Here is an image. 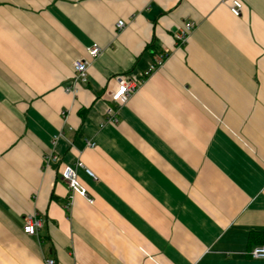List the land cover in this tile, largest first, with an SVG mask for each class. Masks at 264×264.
I'll return each mask as SVG.
<instances>
[{"label": "crops", "instance_id": "obj_1", "mask_svg": "<svg viewBox=\"0 0 264 264\" xmlns=\"http://www.w3.org/2000/svg\"><path fill=\"white\" fill-rule=\"evenodd\" d=\"M231 1L0 0V264H264V0ZM79 159L93 202L61 178Z\"/></svg>", "mask_w": 264, "mask_h": 264}, {"label": "built area", "instance_id": "obj_2", "mask_svg": "<svg viewBox=\"0 0 264 264\" xmlns=\"http://www.w3.org/2000/svg\"><path fill=\"white\" fill-rule=\"evenodd\" d=\"M243 3L240 0H232L230 4L231 12L239 16L242 13ZM126 26V21L120 19L116 23L117 29H122ZM194 23L187 22L182 27V30L177 34V39L182 44L187 41L190 31L192 30ZM102 51V48L97 43L92 44L87 47V53L89 58H79L73 62V76L71 78V83L65 86V91L76 94L81 84L87 83L89 80V67L91 65V61L97 58ZM166 59L165 53H158L155 55L154 61L149 65V67L143 72V76H148L155 70L164 67ZM140 81L127 78L124 75H118L115 79V87L111 91V101L116 105L124 102L131 93H133L137 87L139 86ZM112 108L109 109L108 113L109 121H116L115 115H111ZM62 132L55 135L53 137V143L55 144L57 139L62 136ZM88 146H94L95 143L91 141H87ZM58 156L55 152H50L44 156V162L49 163L50 161H57ZM83 168L87 174L96 178L95 174L85 166L83 161L80 159L77 160L74 165H66L61 171V178L68 185L71 197L73 195H81L82 197L87 198L88 201L93 202V199L89 197L87 189L78 178V169ZM42 226V219L38 216L37 213L30 214L27 216L24 231L29 235H37L39 228ZM250 256L256 259H264V245H257L252 248L250 251ZM46 264H55L54 259H47Z\"/></svg>", "mask_w": 264, "mask_h": 264}, {"label": "trees", "instance_id": "obj_3", "mask_svg": "<svg viewBox=\"0 0 264 264\" xmlns=\"http://www.w3.org/2000/svg\"><path fill=\"white\" fill-rule=\"evenodd\" d=\"M251 237L257 239L259 245H264V231H257L255 233H252Z\"/></svg>", "mask_w": 264, "mask_h": 264}]
</instances>
